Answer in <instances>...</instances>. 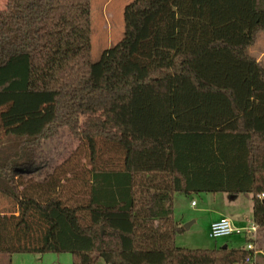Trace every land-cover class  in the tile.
Wrapping results in <instances>:
<instances>
[{"label": "trees", "instance_id": "16d2710c", "mask_svg": "<svg viewBox=\"0 0 264 264\" xmlns=\"http://www.w3.org/2000/svg\"><path fill=\"white\" fill-rule=\"evenodd\" d=\"M89 10V0L0 8V195L15 205L0 212V254L240 264L244 244H175L172 193L248 195L264 225V67L247 52L264 0H130L122 36L94 61ZM62 126L86 144L79 171L40 155Z\"/></svg>", "mask_w": 264, "mask_h": 264}, {"label": "rangeland", "instance_id": "374dc122", "mask_svg": "<svg viewBox=\"0 0 264 264\" xmlns=\"http://www.w3.org/2000/svg\"><path fill=\"white\" fill-rule=\"evenodd\" d=\"M128 1L130 0H89V58L91 61L99 57L103 48L115 43L122 36L123 6ZM4 3L5 0H0V8L4 6ZM262 47H264V31L258 32L254 44L249 46L247 51L255 55L254 50ZM111 152L109 151V153ZM87 153L85 142L77 139L65 126L60 127L50 138L44 139L40 145V155L47 161L49 166L56 165L67 159L68 162L75 164L74 166L77 167V171L80 170V167L89 164ZM112 155L113 157L116 156L113 153ZM96 160H99V155L96 157ZM72 182L75 183L70 176L67 178L62 177L60 189H62L63 193L70 192L71 189H74ZM229 195V193L224 191H198L190 194L178 191L174 193L173 216L178 218V223L182 227L179 232L175 233V244L185 247H212L223 244L237 246L245 244L243 233L232 232L217 237L208 235L210 221L220 216L218 215L220 213L227 214L228 218H234L236 215L241 219L249 217L241 213L250 211V199L242 193L236 194L235 198H229ZM191 199L194 200L195 204L189 203ZM14 210V203L0 195V212L9 213ZM187 214L192 216H188ZM192 217L194 221H191ZM244 222H246V225L243 224ZM244 222L241 223L239 221L238 226L242 224L243 226H248L251 223L250 220ZM97 262L98 264L100 263L99 260ZM70 263L71 256L67 251H62V253H51L49 251V253L42 254H0V264Z\"/></svg>", "mask_w": 264, "mask_h": 264}, {"label": "built area", "instance_id": "2783aa9c", "mask_svg": "<svg viewBox=\"0 0 264 264\" xmlns=\"http://www.w3.org/2000/svg\"><path fill=\"white\" fill-rule=\"evenodd\" d=\"M262 195V193L260 194ZM194 201L191 200V203ZM256 225L251 222L248 226H235L231 220L225 216L220 215L217 218L210 221L208 226V235L211 237H217L224 234H229L232 232L243 233L244 236L250 237L251 239L246 241L244 244L245 248L252 249V253L246 255L240 264H254V250L252 245V239L255 237Z\"/></svg>", "mask_w": 264, "mask_h": 264}, {"label": "crops", "instance_id": "0c3cea01", "mask_svg": "<svg viewBox=\"0 0 264 264\" xmlns=\"http://www.w3.org/2000/svg\"><path fill=\"white\" fill-rule=\"evenodd\" d=\"M261 31H264V30H261ZM260 32V31H259ZM258 34V33H257ZM257 37V35H256ZM254 44V43H253ZM251 46V45H250ZM249 47V46H248ZM255 55H253L256 60L261 64L263 65L264 67V47L260 48V49H255ZM252 51V52H254ZM248 52V51H247ZM249 53V52H248ZM250 54V53H249ZM252 55V54H251ZM178 191H175L172 193V216H173V205H174V193H176ZM238 194V193H237ZM244 195V194H243ZM236 194H230L229 195V198H235ZM247 196L249 199L250 197L248 195H245ZM193 200V199H191ZM191 200H190V204H191ZM194 201V200H193ZM192 204H195V202H193ZM239 214V213H238ZM242 215H246V216H249L248 218H245V219H241L239 217H237V215L234 217V218H229L231 220V222L235 225V226H238V222L241 221V223H243L244 221L246 220H250V222H252L251 220V199H250V211L249 212H243L241 213ZM188 216H192V215H189L187 214ZM218 215H225V214H218ZM217 215V216H218ZM215 216V217H217ZM225 216L228 217V215L226 214ZM214 217V218H215ZM174 219L178 220V218L174 217ZM181 218V217H180ZM213 219V218H212ZM191 221H194V218L192 217ZM246 222H244L243 224H245ZM240 225V226H243ZM246 225V224H245ZM252 245H253V250H254V257H253V261H254V264H264V225H259L257 226L256 225V230H255V237L254 239H252Z\"/></svg>", "mask_w": 264, "mask_h": 264}, {"label": "water", "instance_id": "95a60500", "mask_svg": "<svg viewBox=\"0 0 264 264\" xmlns=\"http://www.w3.org/2000/svg\"><path fill=\"white\" fill-rule=\"evenodd\" d=\"M223 246H225V244H223Z\"/></svg>", "mask_w": 264, "mask_h": 264}]
</instances>
